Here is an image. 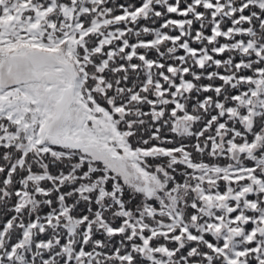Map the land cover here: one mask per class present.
<instances>
[{"label": "snow or ice", "instance_id": "1", "mask_svg": "<svg viewBox=\"0 0 264 264\" xmlns=\"http://www.w3.org/2000/svg\"><path fill=\"white\" fill-rule=\"evenodd\" d=\"M0 264H264V0H0Z\"/></svg>", "mask_w": 264, "mask_h": 264}]
</instances>
